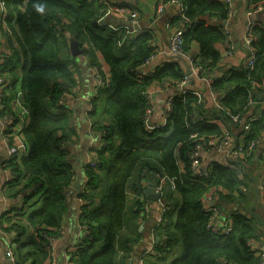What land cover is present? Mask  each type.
I'll list each match as a JSON object with an SVG mask.
<instances>
[{"label":"trees","instance_id":"trees-1","mask_svg":"<svg viewBox=\"0 0 264 264\" xmlns=\"http://www.w3.org/2000/svg\"><path fill=\"white\" fill-rule=\"evenodd\" d=\"M177 1L189 19L182 41L188 59L181 58L199 67V76H206L208 81H202L198 89L193 85L174 90L165 123L149 127L147 89L152 85L176 88L185 76L177 59L138 76L139 67L154 53L151 32L140 29L127 34L125 27L113 28L104 19L105 8L92 0H2L1 34L6 35L9 52H2L6 71L0 76L10 77L14 85L19 64L20 92L29 117L21 129L27 152L19 163H14L18 154L10 163L12 181L18 183L23 176L21 188L29 190L28 196L5 218L7 226L1 225L4 231L16 232L13 241L18 258L13 254L14 264H35L34 254L49 259L47 237L62 228L64 190L75 178L64 147L74 134L71 116L62 107L57 112L49 109L50 105L58 106L63 94L76 86L66 55L62 57L65 32L83 45V54L101 80L96 85L90 119L101 134L102 144L86 165V181L77 195L81 200L79 224L87 233L72 251L71 260L76 264H123L127 241L139 239V225L134 220L139 221L146 213L141 199L133 198L130 204L128 188L146 176L160 181L156 178L160 175L161 219L153 224L158 242L147 254L148 264H260V258L246 244L248 239L258 240L264 235V222L250 208L256 195L254 186L248 173L241 170L252 157L245 164L231 162L236 168L213 163L198 175L191 169L190 155L202 141L221 139L226 132L232 136L235 149L261 138L264 94L258 93L264 90V23H255L250 30L253 66L246 65L245 48L241 61L222 65L217 45L225 50L232 45L231 32L226 33L222 24L228 17L227 3ZM247 2L253 7L264 5V0ZM181 20L176 14L172 23L179 26ZM193 43L197 44L196 51H190ZM209 193L243 204V209L232 210L228 233L210 229V222L218 217L205 206ZM35 195V203L41 205L28 211L27 202ZM260 199L264 200V181ZM218 206L214 205L216 209ZM27 228L32 234L21 241Z\"/></svg>","mask_w":264,"mask_h":264},{"label":"crops","instance_id":"crops-1","mask_svg":"<svg viewBox=\"0 0 264 264\" xmlns=\"http://www.w3.org/2000/svg\"><path fill=\"white\" fill-rule=\"evenodd\" d=\"M100 8H105L104 19L107 22L112 23L113 28L125 27L127 34L137 33L140 29H146L154 37V53L149 59L148 70L162 65L169 60H173L168 51V43L171 33L175 27L172 23L173 17L176 16V7L170 2H166L167 5L162 12H158L159 5L165 0H92ZM116 5V6H115ZM124 7L129 11H136L137 17L131 19L129 16L122 15L118 9ZM117 8V9H115ZM249 8L247 0H235L234 9L231 17L228 19V27L231 32V38L233 43V51L224 54L225 48L218 44L217 47L221 51V64L238 63L244 58V45L243 39L245 35V27L247 22L246 11ZM257 20L260 23H264V9L259 11L256 15ZM216 19L211 18L210 21ZM223 23V22H222ZM1 26L3 21L1 19L0 11V49L5 53H8L9 44L5 40L6 35L1 34ZM66 38L65 46L63 47V58L66 55L68 61V67L73 72L76 80V86L74 89L67 93H64L61 99V103L58 106L50 105L49 109L52 112H57L62 107L71 116L72 127L74 134L64 143V147L67 152V159L70 166L75 173L76 177L80 179L82 186L86 181V165L89 163V159L92 157L94 148L97 145L99 147L101 141V134L92 126L90 119V113L93 110L92 100L95 96V90L97 80L95 77V69L91 66L90 62L81 55H72L69 50V39L73 38L68 33H64ZM14 46H17L15 41H12ZM12 45V44H11ZM197 44L193 43L190 51L197 50ZM98 56V55H97ZM99 57V56H98ZM100 58V57H99ZM3 63H0V72L4 70ZM181 64V63H180ZM154 66V68H153ZM143 68V67H142ZM102 69L107 74V67L103 63ZM21 68L15 69L17 73V79L14 85L10 82L0 83L3 89V98L0 99V264H9L6 261V250L13 251L15 258H18V252L15 253L17 245L14 238L16 232L13 230L4 231L2 227L7 226L4 221L7 214L15 212L14 210L18 206H22L25 201V197L28 196L27 189L23 190L21 185L24 183L25 178L22 176L18 183L12 181L13 171L11 170L13 163L8 161L7 148L8 145L19 144L20 151L17 155L15 162H20V159L27 152V147L23 145L21 129L28 124L29 117L26 111V107L23 104L22 95L20 92L21 87ZM6 71V70H5ZM4 72V71H3ZM215 74V71L213 72ZM193 83L188 86H193L195 89L200 87V82L196 78H192ZM148 95L150 100V112L147 116V126L153 127L159 125L163 119V106L168 97H171L174 90L167 89L162 90L159 87L152 85L148 89ZM263 92H259L261 96ZM13 113L16 118L9 123L8 116ZM8 135L10 137L8 138ZM242 142V135L239 142ZM229 149L225 148L222 151H216L214 149H202L197 151V160L200 168L207 171L213 163L228 164L230 163V156L228 154ZM13 159V158H12ZM11 163V164H10ZM243 172L248 173L250 177V183L255 189V198L250 205L255 213L256 208H260L264 200L258 199V191L263 185L264 181V132L262 133L259 144L257 145L251 162L243 168ZM149 182H155L154 178L150 176L143 177L139 180L138 185L129 187L127 191V198L131 204L133 198L141 199L145 203V215H141L139 221L134 220L138 226L139 239L135 242L127 241V249L124 250L123 264H148V253L153 249V243H156V235L154 234L153 224L158 221L160 215V206L156 201L148 200L143 190L147 187ZM137 184V183H136ZM69 196V195H68ZM66 198V211L62 220V228L50 241L49 245V259L48 257L43 260L37 254L33 256L35 264H76L71 260V250L76 247L83 237V227L79 224V209L81 200L77 196H70ZM38 195H35L30 201L28 211L39 208L40 202L35 203ZM35 199V200H34ZM206 207H212L215 204H219L217 213V221L225 223L230 217L232 210L237 207L243 209V204L239 205L234 202H226L224 200L214 198L212 193L205 196L204 199ZM261 202V203H259ZM129 204V205H130ZM128 205V206H129ZM135 210V209H133ZM128 212L131 213L130 210ZM214 213V214H215ZM258 213V212H257ZM256 213V215H258ZM6 223V224H5ZM2 225V227H1ZM128 230H132V225H129ZM32 231L27 230L20 237L21 241L30 237ZM131 243V244H130ZM27 255V253H23ZM26 258V257H25ZM32 259V256H30ZM10 264H14L13 261ZM27 264V263H25Z\"/></svg>","mask_w":264,"mask_h":264},{"label":"built area","instance_id":"built-area-1","mask_svg":"<svg viewBox=\"0 0 264 264\" xmlns=\"http://www.w3.org/2000/svg\"><path fill=\"white\" fill-rule=\"evenodd\" d=\"M223 1L225 3H227L228 17H227V19H225L223 21L222 24H223L224 31L226 33H229L230 30L228 27V19L232 15L235 0H223ZM166 2H170L171 4H173L176 7V14L180 15L182 18L181 24L179 26H175L172 33H171V36L169 38V43H168V51H169L170 55L174 54V55H178L180 57H182V56L186 57L182 51V41H183V30H184L186 23L189 22V19H187L183 16L184 15L183 14V6L179 1L168 0ZM166 2L163 1L159 5L158 10H157L158 12H162L164 10V8L167 5ZM117 8H115V9H117ZM118 9H120L119 11L121 12L122 15H126L127 17L129 16L131 19H134L137 17L136 11H129L124 7H119ZM263 9H264V5L263 6H257V7L249 6V8L246 11L247 22H246V27H245V35H244V39H243L242 43H243L244 48L247 50V53H248V57L246 59V65L249 67H252L253 63H254L252 37H251V31L250 30L255 23H260V21L257 20L256 15L259 11H261ZM230 47L231 48L229 50L233 49V43H232V45H230ZM229 50L226 49L224 51V54H227L229 52ZM149 59L146 61L145 64H143L141 67H139L138 76L147 74L149 71H151V70H148V68H147L148 63H149ZM187 59H188V57H186V60ZM3 62H4V54L1 52V49H0V63H3ZM187 62H188L191 74L189 76L188 75L184 76V79L182 80L181 85H180L181 87H185L188 84L189 80H191L192 78H196L200 83L202 81H205V82L208 81L206 76H204V77L199 76V74H198L199 67H196L193 64L191 65L190 61H187ZM94 69L96 71V68H94ZM95 73H96L95 77H96L97 83H99L101 81L100 77L98 76L97 71ZM6 81H8V80L5 76H0V83L1 84H4ZM157 87H159L162 90L171 89V87H167L166 85H162V86L158 85ZM172 89L174 90V88H172ZM145 95H146V97L149 101V104H150L148 90L145 92ZM212 97H213V99L215 98V96H213V95H212ZM2 98H3V89H2V86H0V99H2ZM214 102H215V100H214ZM170 107H171V102H170V97H168L166 99V101L164 102L163 119L159 125H162L165 123L166 112H168L170 110ZM261 107H264V101L261 103ZM149 112H150V109H149ZM149 112H148V114H149ZM236 118L237 117L234 116L232 118L233 121H236ZM12 120H13V115H9L8 116L9 123H11ZM9 137H10V135H8V138ZM260 139H261L260 137L255 138V139L251 140L246 147H242V145H239V147H237L236 149L234 148L235 145L233 146L234 142H233L232 136L227 132L223 135V137L221 139L213 138V139H209L207 141H202L201 143H199L198 145L195 146L194 151L190 155L191 169L194 173H196L198 175L203 172L202 168H200V166H199V162H198L197 157H196L197 151L200 148H202V149H214L216 151H222L225 148H227V149H229L228 154L230 156V163L233 161H243V164H245L248 161V159L253 156V153H254L253 151H255L257 145L259 144ZM21 145H22L21 143H19V144L11 143L8 145V148H7V155L9 158L8 161H10L12 157H14L16 154L19 153ZM230 163H228V164H230ZM230 166L232 168H236L234 164H230ZM243 168H244V166L241 167V170H243ZM156 178L158 180H160V181L156 182L157 183L156 191L160 192V187H161V183H162L163 179L161 178L160 175H157ZM20 207L21 206H18V209ZM207 208L209 210H214L213 213H215L217 211V209L214 206L207 207ZM160 214H161V210H160ZM160 219H161V217L159 215L158 221ZM210 229L213 231H220L222 233H228L230 231L231 227H230L229 220L224 225H219L217 220H212L210 222ZM83 230H84V228H83ZM86 233H87V231L84 230L83 236ZM52 238H53V236L47 237V239L49 240V242H48L49 245H50V241ZM246 244H247L249 250H251L253 252L254 256H257L260 258V264H264V235L262 237H260V239H258V240L250 238L247 240ZM75 248L76 247H74L71 250V254ZM6 253L10 256V259L13 261L12 250L8 249V251ZM27 264H32V263L28 262ZM218 264H225V262L219 261Z\"/></svg>","mask_w":264,"mask_h":264},{"label":"water","instance_id":"water-1","mask_svg":"<svg viewBox=\"0 0 264 264\" xmlns=\"http://www.w3.org/2000/svg\"><path fill=\"white\" fill-rule=\"evenodd\" d=\"M68 43H69V50H70L72 55L76 56V55L83 54L84 51L80 47L79 42L75 38H70ZM170 56L172 59H177L181 63V66L183 67L185 75L189 76L191 74L188 62L186 60H184L183 58H181L178 55L173 54ZM153 68H154V66H153ZM192 83H193V79L189 80L188 85H191ZM188 85H186L185 87L178 86L174 89H175V91H181L183 88H186ZM96 147H97V145L95 146V148ZM88 159L90 160V158H88ZM78 175L73 179L71 184L64 190V195H66V196L69 195L68 197H70V196L73 197V196L78 195V193L80 192V190L82 188V183H81L80 179H78ZM156 187H157L156 182H149L147 184V187L143 190V192L145 193L146 198L148 200L156 201L158 203V205H161V201L159 200L160 199L159 198L160 193L158 191H156ZM156 241H158V237H156ZM7 251L8 250H6V252ZM6 261L9 264L12 263V260L10 259V256L7 253H6Z\"/></svg>","mask_w":264,"mask_h":264},{"label":"rangeland","instance_id":"rangeland-1","mask_svg":"<svg viewBox=\"0 0 264 264\" xmlns=\"http://www.w3.org/2000/svg\"><path fill=\"white\" fill-rule=\"evenodd\" d=\"M1 52H3L2 49H1ZM64 53H65V52L62 51V54H64ZM62 56H63V55H62ZM84 57L86 58V56H84ZM4 70H5V68H4ZM260 194H261V191H260V189H259V191H258V199H259V200H261V199H260ZM259 203H261V202H259ZM259 207H260L259 209L256 208V209H257L256 212L259 213V214H258V218H260V219L264 222V203H262V206L260 205ZM10 215H12V214H7L6 216L8 217V216H10Z\"/></svg>","mask_w":264,"mask_h":264},{"label":"clouds","instance_id":"clouds-1","mask_svg":"<svg viewBox=\"0 0 264 264\" xmlns=\"http://www.w3.org/2000/svg\"><path fill=\"white\" fill-rule=\"evenodd\" d=\"M1 4H2V0H0V7H1ZM82 49H83V45L82 46H80ZM7 80L8 81H6V82H10L9 81V79L7 78ZM9 115H13L12 113L11 114H9ZM12 121H14V115H13V120ZM101 141H102V137H101ZM102 144V142L100 143V145ZM99 145V146H100ZM96 148H98V147H96ZM96 148H94V149H96ZM93 155H94V152L92 153ZM93 155H92V157L90 158V160H89V163H91V161H92V158H93ZM83 187V186H82ZM262 187H263V185L260 187V191H262ZM82 189V188H81ZM81 191V190H80Z\"/></svg>","mask_w":264,"mask_h":264}]
</instances>
